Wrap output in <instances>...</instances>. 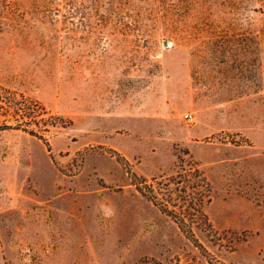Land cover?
Wrapping results in <instances>:
<instances>
[{
	"label": "rangeland",
	"instance_id": "rangeland-1",
	"mask_svg": "<svg viewBox=\"0 0 264 264\" xmlns=\"http://www.w3.org/2000/svg\"><path fill=\"white\" fill-rule=\"evenodd\" d=\"M0 264H264V0H0Z\"/></svg>",
	"mask_w": 264,
	"mask_h": 264
},
{
	"label": "trees",
	"instance_id": "trees-1",
	"mask_svg": "<svg viewBox=\"0 0 264 264\" xmlns=\"http://www.w3.org/2000/svg\"><path fill=\"white\" fill-rule=\"evenodd\" d=\"M8 125V124H2ZM195 169V168H194ZM183 178H177L173 183L175 185H170L169 182H164L163 187H158L164 189L167 194V198L158 197L153 191V187L151 184L145 186V188L141 189V191L146 195V197L151 200L153 204H155L161 211L165 212L169 216L173 218L176 222L177 226L183 231V233L192 237V231L190 228V223L194 221L195 217L203 218L204 214L201 210V198L198 197L196 202L192 204L182 205L180 202H176L177 200L171 199L170 196L173 194V198H180L181 200L187 199L190 201L194 195L190 193V191H185V186H177L178 181H181ZM200 179L203 181V177L200 176ZM204 182V181H203ZM204 185H207V182H204ZM159 191V190H158Z\"/></svg>",
	"mask_w": 264,
	"mask_h": 264
}]
</instances>
